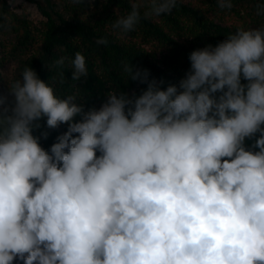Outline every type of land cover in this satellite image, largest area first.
Returning a JSON list of instances; mask_svg holds the SVG:
<instances>
[{
    "label": "clouds",
    "instance_id": "obj_1",
    "mask_svg": "<svg viewBox=\"0 0 264 264\" xmlns=\"http://www.w3.org/2000/svg\"><path fill=\"white\" fill-rule=\"evenodd\" d=\"M177 3L146 0L143 18ZM140 9L134 0L112 27L133 31ZM189 61L166 87L125 63L146 89L109 91L87 111L31 67L9 84L0 264H264V27L239 28ZM66 63L73 81L88 76L83 54L61 56V84ZM44 118L47 129L68 125L48 150V132L34 135Z\"/></svg>",
    "mask_w": 264,
    "mask_h": 264
},
{
    "label": "trees",
    "instance_id": "obj_2",
    "mask_svg": "<svg viewBox=\"0 0 264 264\" xmlns=\"http://www.w3.org/2000/svg\"><path fill=\"white\" fill-rule=\"evenodd\" d=\"M25 1L37 8L42 17L39 22L17 12L9 0H0V94L8 95L9 84L20 78L25 67H31L58 97L75 94L85 111L98 109L109 91L139 95L146 89L147 84L128 78L125 63L134 70L147 69L149 80H163L162 87L178 84L190 69L193 50L215 46L239 28L264 27V0H232L231 9H221L217 0H178L170 14L148 19L143 18L146 0H135L141 3L142 18L128 33L112 25L131 11L134 0ZM76 52L85 56L88 76L73 81L66 63L61 84L55 61L61 56L74 57ZM8 98L11 102L12 97ZM39 123L41 128L34 135L48 132L47 139L40 140L46 150L68 127L47 129L46 118ZM251 143L246 140V145Z\"/></svg>",
    "mask_w": 264,
    "mask_h": 264
},
{
    "label": "rangeland",
    "instance_id": "obj_3",
    "mask_svg": "<svg viewBox=\"0 0 264 264\" xmlns=\"http://www.w3.org/2000/svg\"><path fill=\"white\" fill-rule=\"evenodd\" d=\"M9 1L11 3L12 8H14L19 13H24L29 15V17L33 21L39 22L42 19L37 8L34 5L27 3L25 0H9Z\"/></svg>",
    "mask_w": 264,
    "mask_h": 264
}]
</instances>
